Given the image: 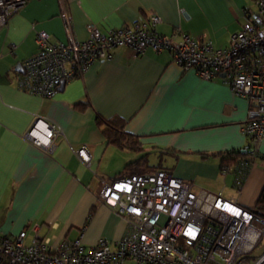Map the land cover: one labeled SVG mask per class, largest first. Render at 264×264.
Returning a JSON list of instances; mask_svg holds the SVG:
<instances>
[{
  "label": "crops",
  "instance_id": "1",
  "mask_svg": "<svg viewBox=\"0 0 264 264\" xmlns=\"http://www.w3.org/2000/svg\"><path fill=\"white\" fill-rule=\"evenodd\" d=\"M64 3L78 40L88 37L90 22L108 32L156 13L163 20L161 33L170 36L179 28L216 47L228 46L245 9L256 8L254 0ZM60 14V0H28L0 29V236L39 223L40 236L53 248L76 238L87 251L102 238L116 242L127 223L99 198L101 179L156 168L254 208L264 186V138L255 154L239 152L250 141L243 129L248 100L221 78L204 79L195 68H181L170 51L135 54L119 46L112 58L94 62L53 97L21 89L18 76L39 49L38 31L48 32L53 41L67 40ZM97 115L124 118L126 130L140 137L142 150L109 142ZM35 116L63 129L53 154L24 138ZM81 146L89 149L88 165L73 150ZM235 156L250 161L239 187V165L227 162ZM223 164L229 167L226 174Z\"/></svg>",
  "mask_w": 264,
  "mask_h": 264
},
{
  "label": "built area",
  "instance_id": "2",
  "mask_svg": "<svg viewBox=\"0 0 264 264\" xmlns=\"http://www.w3.org/2000/svg\"><path fill=\"white\" fill-rule=\"evenodd\" d=\"M28 0H0V29ZM246 8L241 28L229 45L216 47L210 40L177 29L172 35L158 31L163 22L156 13L103 32L90 22L88 37L78 40L64 0H60L66 41H53L38 31V51L23 63L18 76L21 89L42 97L55 96L63 82L83 75L96 61L113 57L119 46L135 54L149 49L170 51L183 69L195 68L204 79L221 78L232 91L249 102L244 133L249 144L241 154H255L264 138V0ZM62 127L35 116L24 138L53 154ZM88 165L87 146L73 149ZM242 161L236 171L243 182ZM242 167H241V166ZM223 173L229 170L223 166ZM99 198L122 216L127 229L116 242L102 238L85 250L81 238L63 240L52 247L39 234V223L16 235L0 236V264H264V252L252 253L264 238V217L234 199L178 177L164 168L134 172L115 179H101ZM32 238L28 239L30 231Z\"/></svg>",
  "mask_w": 264,
  "mask_h": 264
},
{
  "label": "trees",
  "instance_id": "3",
  "mask_svg": "<svg viewBox=\"0 0 264 264\" xmlns=\"http://www.w3.org/2000/svg\"><path fill=\"white\" fill-rule=\"evenodd\" d=\"M97 123L100 126L105 137L112 144L122 149H129L133 151L142 150V143L140 141V137L126 130L127 121L124 118L116 116L106 119L103 118L101 115H97ZM241 159L242 158L240 156H235L233 158H230V161L227 160V162L239 164L238 162H240ZM246 161L250 163L249 160ZM253 209L255 210V212L264 217V186Z\"/></svg>",
  "mask_w": 264,
  "mask_h": 264
},
{
  "label": "rangeland",
  "instance_id": "4",
  "mask_svg": "<svg viewBox=\"0 0 264 264\" xmlns=\"http://www.w3.org/2000/svg\"><path fill=\"white\" fill-rule=\"evenodd\" d=\"M132 171V170H131ZM264 252V238L260 241V243L254 249L252 256L257 257Z\"/></svg>",
  "mask_w": 264,
  "mask_h": 264
},
{
  "label": "water",
  "instance_id": "5",
  "mask_svg": "<svg viewBox=\"0 0 264 264\" xmlns=\"http://www.w3.org/2000/svg\"><path fill=\"white\" fill-rule=\"evenodd\" d=\"M22 68H23V67H22ZM64 84H65V82H63V83L61 84V87H60V89H61V88H63Z\"/></svg>",
  "mask_w": 264,
  "mask_h": 264
}]
</instances>
